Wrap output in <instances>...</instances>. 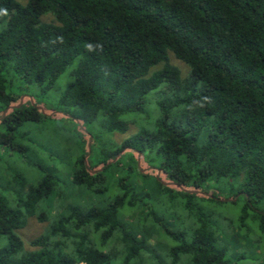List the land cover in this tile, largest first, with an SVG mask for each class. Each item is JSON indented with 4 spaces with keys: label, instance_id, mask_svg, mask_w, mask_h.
<instances>
[{
    "label": "trees",
    "instance_id": "16d2710c",
    "mask_svg": "<svg viewBox=\"0 0 264 264\" xmlns=\"http://www.w3.org/2000/svg\"><path fill=\"white\" fill-rule=\"evenodd\" d=\"M63 74L67 111L58 115L12 92L17 81L49 92ZM146 108L152 129L96 147L94 125L125 134L124 117ZM64 116L92 139L68 175L92 201L63 214L61 206L50 220L36 215L56 196L55 179L6 181L0 156V182L15 190L8 199L0 190V264H162L149 243L159 234L172 243L164 264H238L247 258L240 250L264 244V0H0V151L26 152L15 143L23 125ZM138 155L159 176L142 173ZM162 182L185 211L194 190L226 183L230 213L193 217L192 237L170 231L151 204L164 203ZM109 190L116 194L97 202ZM34 216L47 228L24 244L20 231ZM218 233L233 234V244ZM251 255L261 260L264 245Z\"/></svg>",
    "mask_w": 264,
    "mask_h": 264
},
{
    "label": "rangeland",
    "instance_id": "374dc122",
    "mask_svg": "<svg viewBox=\"0 0 264 264\" xmlns=\"http://www.w3.org/2000/svg\"><path fill=\"white\" fill-rule=\"evenodd\" d=\"M171 62L174 65L180 67L183 73L187 71V68L183 64L172 57ZM65 74L60 77L53 89L49 92H43L39 87L25 85L20 81H17L13 84L12 92L19 96L20 105L29 98L33 101L37 108L43 110L46 115H53L54 113L58 115L59 113L67 111V108L61 107L59 103L63 91L70 82V79H68ZM55 108L57 109V112H55ZM148 110L151 111L152 109L146 108L145 114H128L124 117L125 121L131 123L129 124L128 130L125 134L108 132L104 126L101 125L95 127L94 125V130L90 129V131L93 134L92 136L94 137L93 139L96 147H105L108 149V146L122 143L125 138L131 137V135L135 134L140 128L149 130L152 129L153 126H151L150 123L151 116ZM67 117L69 116H64L60 119L55 117L37 124L28 123L23 125L19 133H17L15 143H18L20 146L26 148L27 151L23 152L20 150L21 152L17 153V151L10 152L6 148H2L3 152L0 151L2 161L4 163L7 162L8 164V169L1 172L2 178H5L6 181H12V178L15 174H21L31 186H36L46 174L51 175L55 179L56 196L49 202H41L36 211V215L41 212H45V214L48 215L49 220L53 219L56 213H59V208H61V206L62 209L60 210V214H63L66 209H69L72 206H84L92 201L90 197H86L85 193H81L79 196H77V194L74 193L72 188L69 186V169L73 167L74 161L84 154L85 150L88 151V146L92 142V139H90L88 135L84 134L85 131L83 129L77 127V123L70 119L71 117ZM151 122L153 123V119ZM99 134H101V139L97 138ZM123 153H127L126 155L132 154V152H126V150L123 151ZM140 159L141 156L138 155L137 165L142 169V173H149V175L151 174L159 176V173L156 174L155 171L152 170L148 164H146L144 159L142 161ZM89 165L95 166L97 164L93 160H89ZM113 172L114 171L109 169L108 171L104 172V174L108 176L109 173L112 174ZM162 183L163 185L170 187L169 192L161 195L164 203H157L155 201L151 204L154 206L153 215L160 217L163 222H165L166 226L169 227L170 231H179L182 233L185 231L192 237L193 232H190V227L188 226L192 223V220H194L193 217L205 218V214L209 213H213L216 217H218L224 214L227 216L230 213L229 208L225 205V201L228 200L227 198L229 196L228 192H230L227 190L228 188L226 183H210L201 189L199 188L198 190H194L199 193V197L196 201L192 200L189 207L191 211H185L177 206L178 200L180 202H185V200H181L178 197V193H176V190H174L175 188L172 186V183ZM12 185L6 188L4 185V180L2 179L0 182L1 193L5 195L7 199L11 198L15 193V190L12 189ZM60 191L63 194L62 196L57 195ZM115 194L116 190H109L105 197H98L97 202H101V200L108 201ZM150 194L153 197L155 196V198L157 196V194L155 192L152 193V191ZM213 199L219 201V203L215 202ZM216 207H224V209L223 211L219 209L215 210ZM213 220H216L218 225L223 223L222 219L214 218ZM47 223H41L36 219L35 216L29 218L25 228L20 231V237L24 244H27L30 240L43 234L47 228ZM219 233L217 235H219ZM231 235L232 236L230 239H225V235L223 234L219 235L218 237L221 239V244H233L234 235ZM168 238V235L166 236L165 234H159L152 236L149 239L150 245L156 248L158 251H161V255L163 256L162 264H164L165 258V252L163 250L164 245H172V243L167 240ZM258 239H260V236ZM246 244L250 246L249 243ZM258 244L261 246L260 243ZM263 245L264 244H262V246L259 248H254L252 251H250L251 248L249 247L248 250H240L245 252L247 258L245 261L239 262L238 264H264V256L263 258H260L261 260H257L256 256L251 255V252L254 254H260L261 250L263 251ZM236 246L237 245H232L231 247L234 249ZM235 252L239 251L235 249Z\"/></svg>",
    "mask_w": 264,
    "mask_h": 264
},
{
    "label": "water",
    "instance_id": "95a60500",
    "mask_svg": "<svg viewBox=\"0 0 264 264\" xmlns=\"http://www.w3.org/2000/svg\"><path fill=\"white\" fill-rule=\"evenodd\" d=\"M4 115H5V112H3L2 117H3ZM2 117H1V118H2Z\"/></svg>",
    "mask_w": 264,
    "mask_h": 264
}]
</instances>
